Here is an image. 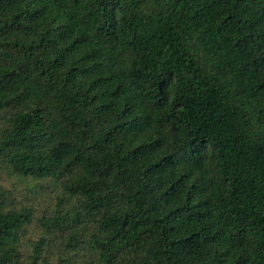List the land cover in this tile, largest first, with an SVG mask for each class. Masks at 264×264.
I'll list each match as a JSON object with an SVG mask.
<instances>
[{
  "label": "trees",
  "instance_id": "16d2710c",
  "mask_svg": "<svg viewBox=\"0 0 264 264\" xmlns=\"http://www.w3.org/2000/svg\"><path fill=\"white\" fill-rule=\"evenodd\" d=\"M0 176V264H264V0H0Z\"/></svg>",
  "mask_w": 264,
  "mask_h": 264
},
{
  "label": "rangeland",
  "instance_id": "374dc122",
  "mask_svg": "<svg viewBox=\"0 0 264 264\" xmlns=\"http://www.w3.org/2000/svg\"><path fill=\"white\" fill-rule=\"evenodd\" d=\"M1 187L11 191H18V185L16 184V182L6 176H0V188ZM44 210L45 207L40 206V216L44 214ZM27 232L29 238L27 239L26 244L28 245V250H29L31 241L36 240L38 238L39 231L36 229V225H33L28 229Z\"/></svg>",
  "mask_w": 264,
  "mask_h": 264
}]
</instances>
